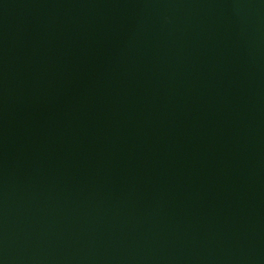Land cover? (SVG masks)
Here are the masks:
<instances>
[{
	"label": "water",
	"instance_id": "1",
	"mask_svg": "<svg viewBox=\"0 0 264 264\" xmlns=\"http://www.w3.org/2000/svg\"><path fill=\"white\" fill-rule=\"evenodd\" d=\"M0 264H264V0H0Z\"/></svg>",
	"mask_w": 264,
	"mask_h": 264
}]
</instances>
